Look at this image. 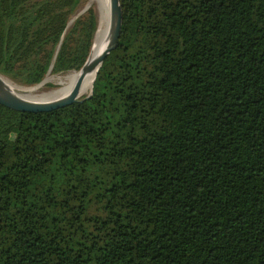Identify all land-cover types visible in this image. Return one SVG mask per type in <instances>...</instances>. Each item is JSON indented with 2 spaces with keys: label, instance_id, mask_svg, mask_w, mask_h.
<instances>
[{
  "label": "trees",
  "instance_id": "16d2710c",
  "mask_svg": "<svg viewBox=\"0 0 264 264\" xmlns=\"http://www.w3.org/2000/svg\"><path fill=\"white\" fill-rule=\"evenodd\" d=\"M84 1L0 0V75L78 71ZM119 4L87 99L0 105V264H264V0Z\"/></svg>",
  "mask_w": 264,
  "mask_h": 264
},
{
  "label": "water",
  "instance_id": "95a60500",
  "mask_svg": "<svg viewBox=\"0 0 264 264\" xmlns=\"http://www.w3.org/2000/svg\"><path fill=\"white\" fill-rule=\"evenodd\" d=\"M109 30H108V42L106 48L96 57L95 59H90V54L87 57L86 61L82 67L77 71L80 74L79 80L70 93L59 101H53L49 103L33 104L27 101L20 99L15 96L9 88L0 81V105L17 112H28V113H42V112H51L60 108L70 106L78 101L80 98L77 97V88L78 83L89 73L95 71V75L101 66L103 60L106 56L114 50L119 42L121 35V26H122V12L119 4V0H109ZM85 8L77 16L85 12ZM51 72V68L48 70L47 74ZM1 76V75H0ZM3 77V76H1ZM90 93L84 97L87 99L91 95Z\"/></svg>",
  "mask_w": 264,
  "mask_h": 264
},
{
  "label": "bare ground",
  "instance_id": "6f19581e",
  "mask_svg": "<svg viewBox=\"0 0 264 264\" xmlns=\"http://www.w3.org/2000/svg\"><path fill=\"white\" fill-rule=\"evenodd\" d=\"M90 4L96 5L98 11V28L95 33L90 59H95L98 55L106 48L108 42V30H109V0H90ZM76 17V16H75ZM50 74V73H49ZM80 77L70 84L67 87H59L54 88L50 91H45L41 93H35L32 89H26L23 87H19L14 85L8 79L0 76V81L4 83L9 90L20 99L33 103V104H41V103H49L53 101H59L66 97L73 87L76 85ZM95 79V71L89 73L81 81L78 83L77 88V97L81 98L87 95L91 89ZM48 80H44L42 84H45Z\"/></svg>",
  "mask_w": 264,
  "mask_h": 264
},
{
  "label": "rangeland",
  "instance_id": "374dc122",
  "mask_svg": "<svg viewBox=\"0 0 264 264\" xmlns=\"http://www.w3.org/2000/svg\"><path fill=\"white\" fill-rule=\"evenodd\" d=\"M88 6H89V8H92L96 14L97 28H98V22H99L98 11H97L96 5L90 4V0H85L83 3H81L78 12L79 13L82 12ZM92 45H93V43H92ZM91 49H92V46H91ZM91 49H90V53H91ZM78 76H79V72H77V71H68V72H65L63 74H51L50 73V74H46V76L43 78V80L39 84L32 86V87H23V88L32 89V90H34L35 93H41V92H45V91H50L54 88L67 87L70 84H72L77 79ZM44 80H48V82H46L45 84H42ZM14 85H16V84H14ZM16 86H18V85H16ZM19 87H22V86H19ZM87 95H85V96H87ZM85 96H83V97H85ZM83 97H81V98H83Z\"/></svg>",
  "mask_w": 264,
  "mask_h": 264
}]
</instances>
